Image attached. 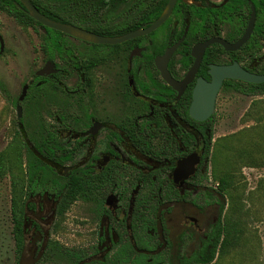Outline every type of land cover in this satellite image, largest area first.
Returning <instances> with one entry per match:
<instances>
[{
    "label": "flooded vegetation",
    "instance_id": "af4514ba",
    "mask_svg": "<svg viewBox=\"0 0 264 264\" xmlns=\"http://www.w3.org/2000/svg\"><path fill=\"white\" fill-rule=\"evenodd\" d=\"M169 1L159 13L160 0H150L148 9L147 2L143 7L141 0H105L107 6L101 14L74 15L72 25L104 37H121L153 25ZM17 3L21 4L13 1L27 14ZM253 7L254 30L239 50L230 52L219 43L210 45L193 81L182 92L163 77L156 61L177 45L162 66L172 80L182 83L195 65L193 50L197 45L215 38L237 43L252 21ZM0 11L13 18L7 19L10 24L31 29L40 39L36 55L41 54L42 64L33 70L29 81L26 75L21 93L12 99L20 130L26 127L29 109L43 102L47 89L53 90L52 84L57 86L53 93L68 96V102H57L54 112L46 117L36 113L48 125L37 131L43 153L30 142L29 148L63 179L77 171L66 165L73 164L77 153L83 151L81 166L89 174L86 178L100 182L102 189L100 198L71 205L86 202L87 220L98 225L96 242L87 249H71L54 239L61 217L57 193L32 195L25 209L21 253L16 244L19 261L23 262V253L29 250L31 264H48L56 258L71 264H184L203 250L220 221L216 212L222 210V204L216 191L219 187L206 185L210 130L196 127L189 118L199 124L212 121L226 83L241 80H224L215 111L204 122L191 116L193 92L200 78L212 81L213 66L238 64L252 74L264 75V0H178L171 16L145 36L101 45L65 34L67 47L51 52L44 48V35H48L44 26L23 27ZM4 24L0 21V60L8 52L1 34L8 29ZM160 29L163 32L156 35ZM49 63L56 72L39 76ZM31 87H37L32 97ZM0 93L3 99L9 98L3 84ZM50 152L63 158H53ZM68 155L69 160L58 161ZM191 157L198 160L194 171L176 178L179 164ZM197 197L207 199L208 205L195 202Z\"/></svg>",
    "mask_w": 264,
    "mask_h": 264
},
{
    "label": "rangeland",
    "instance_id": "374dc122",
    "mask_svg": "<svg viewBox=\"0 0 264 264\" xmlns=\"http://www.w3.org/2000/svg\"><path fill=\"white\" fill-rule=\"evenodd\" d=\"M7 19L13 18L0 11V21L8 27L6 33L1 32L5 37L8 52L5 58L0 60V85L6 87L9 96L5 100L0 93V155L6 154L12 165V172L8 171L5 177L0 179V264H20L16 254L12 210L15 182L20 185L27 179L26 153L25 148L21 146L29 145V137L36 134L39 121L51 111V104L68 102V96L67 93L55 94L48 88L50 98L45 97L43 102L29 109L26 127L20 130L16 104L12 103V99L15 101L21 93V84L26 75L29 81L33 70L42 64L41 54L36 55L40 39L31 29L22 30L13 23L10 24ZM162 32L163 29H160L156 35ZM36 113H40L41 117ZM213 121V140L207 163L206 185H213L217 189L225 159L232 158L241 150L245 153L244 159L240 164L237 163L231 172V184L225 196H219L224 209L222 211L220 208L216 212L218 220L229 223L232 233L238 232L239 239L232 243L224 255L220 256L218 253L213 264H264V96L224 90L218 97ZM84 156L85 153L79 151L76 161L66 166L84 171L81 166ZM216 191H219V188ZM237 197L245 205L238 211L234 208V199ZM194 199L204 206L208 205L207 199ZM88 210L89 205L86 202L75 203L66 215L59 217V229L55 230L54 239L71 249H87L96 242L98 225L87 220L90 218ZM31 254L29 250L24 251L21 264H31ZM48 264L71 263L56 258L48 261Z\"/></svg>",
    "mask_w": 264,
    "mask_h": 264
},
{
    "label": "trees",
    "instance_id": "16d2710c",
    "mask_svg": "<svg viewBox=\"0 0 264 264\" xmlns=\"http://www.w3.org/2000/svg\"><path fill=\"white\" fill-rule=\"evenodd\" d=\"M15 0H0V8L6 11L9 15L14 17L23 27H37L40 23L32 19L22 10L18 9L14 4ZM33 4L39 9V11L53 19L55 21L74 24L75 20L72 19L74 15L86 16L90 14L99 15L101 10L107 6L105 0H31ZM125 1V0H120ZM142 5L147 2L145 9L149 8L150 0H141ZM144 2V3H143ZM168 0H160L159 13L163 9L164 5ZM143 5V7H144ZM128 8L125 7L124 12L126 13ZM81 20V19H77ZM48 35H44L45 51L51 52L54 48L64 49L67 44L64 41L63 33L45 28ZM52 91L56 92L57 86L52 84ZM37 87H31L29 95L32 97L37 93ZM224 90H234L235 92L242 93L244 95H263L264 96V83L262 84H250L243 81H230L227 82ZM33 94V95H32ZM45 97H49V92L46 91ZM56 104H51V111L54 112ZM79 119V118H78ZM214 120V119H213ZM209 121L203 124H199L189 118V122L194 124L196 127L203 125L204 128L210 130V138L208 144L212 143L213 140V122ZM47 122L40 119L39 125L36 130V134L29 137L30 142L34 145L35 149L42 152L41 148V137L38 135V129L47 128ZM51 138H54L51 136ZM25 148L26 159H27V179L22 184L17 185L15 182V189L13 195V217L15 221L14 234L17 244V251L21 253L24 245V215L27 206V200L32 195H37L44 191L57 193L60 197L59 212L61 216L66 215L70 210L71 205L78 200H87L90 197L100 198L102 196V189L100 182H92L87 180L88 173L86 171H73L71 175L66 178H60L58 174L54 172V169L48 164L44 163L39 155L29 145L22 144L21 148ZM211 151V145L208 146V153ZM241 150L230 159H225L222 163V176L219 180V195L224 197L228 191L230 182L232 179V170L241 163L244 159L245 153ZM53 158L59 159L63 156L58 155L56 152H50ZM234 159V160H233ZM65 160H69V155L62 160H58L64 163ZM12 172V165L10 159L6 154L0 155V179L5 177L7 172ZM221 171V169H220ZM100 187V188H99ZM92 194V195H90ZM239 197L234 199V208L238 211L239 208L244 207ZM224 205H222V211ZM229 223H222L221 219L216 227L215 232L212 235L211 240L205 245L203 250L197 253L193 258L188 259L184 264H213L217 254L224 255L228 249L232 246V243L239 239L238 232H231ZM208 245V246H207Z\"/></svg>",
    "mask_w": 264,
    "mask_h": 264
},
{
    "label": "water",
    "instance_id": "95a60500",
    "mask_svg": "<svg viewBox=\"0 0 264 264\" xmlns=\"http://www.w3.org/2000/svg\"><path fill=\"white\" fill-rule=\"evenodd\" d=\"M18 1L22 5L19 3H17V5L23 8L32 19L40 23L45 28L59 31L63 34L78 38L86 42H91L101 45H117L124 43L133 38L145 36L151 33L152 31L156 30L171 16L173 9L178 0H170L162 16L153 25L147 27L144 30L140 29L138 31L129 33L127 35L121 37H114V38L100 36L95 33L84 30L82 28H79L77 26H74L72 24H67L50 19L46 15L42 14L31 0H18ZM107 1L109 2L111 0H107ZM251 19L252 21L249 27L247 28L244 36L235 44H230L224 39L215 38L206 43L197 45L193 50V55L196 58L195 65L189 71L186 79L182 83L172 80L167 69L165 70L166 67L162 66L163 64L168 63L169 59L173 55L178 45L173 47L172 49L167 51V53L163 57L157 59L156 61L157 66L163 73V77L169 82V84L172 87L182 92L186 88V86L193 81L196 73L198 72L203 54L210 45L214 43H219L227 51L235 52L248 42L254 30V22L256 19V12L254 7H253V15ZM52 67H54V65L49 63L43 70L38 72V75L44 76L52 72H56V70H53ZM210 72L213 77L212 81L207 82L206 80L200 78L193 92V102L190 108V113L191 116L196 121L199 122H204L209 118H211V116L213 115L215 111L216 99L222 89L225 79H236L252 84L264 83V75L252 74L241 68L238 64H235L233 66H213ZM26 92H27V87L24 88V93L20 98L21 101L24 100ZM18 113H19V117H21L22 116L21 106L18 107ZM197 162L198 160L197 159L192 160V157L189 158L188 160L181 162L176 169V178H181V176L187 177L188 175L186 172L187 171H189V173L193 172L195 168L194 166Z\"/></svg>",
    "mask_w": 264,
    "mask_h": 264
}]
</instances>
